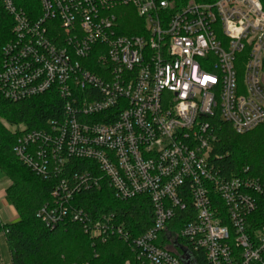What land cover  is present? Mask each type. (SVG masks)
Returning <instances> with one entry per match:
<instances>
[{
  "label": "built area",
  "instance_id": "2783aa9c",
  "mask_svg": "<svg viewBox=\"0 0 264 264\" xmlns=\"http://www.w3.org/2000/svg\"><path fill=\"white\" fill-rule=\"evenodd\" d=\"M0 1L14 21L0 92L62 100L57 119L13 146L55 181L39 219L122 237L147 264H184L168 226L191 208L178 235L207 264H264V182L249 170L223 176L211 155L216 120L239 135L264 125V0ZM126 7L137 35L121 34L116 10ZM104 183L118 200L150 201L147 232L131 239L115 216L75 204Z\"/></svg>",
  "mask_w": 264,
  "mask_h": 264
},
{
  "label": "trees",
  "instance_id": "16d2710c",
  "mask_svg": "<svg viewBox=\"0 0 264 264\" xmlns=\"http://www.w3.org/2000/svg\"><path fill=\"white\" fill-rule=\"evenodd\" d=\"M209 2L210 0H204ZM125 9H129L126 7ZM121 34L137 35L134 25L139 21L134 12L121 14ZM14 21L0 1V72L2 71L3 47L13 38ZM264 68V63H263ZM264 75V69H263ZM62 100L53 92L29 100L11 102L0 92V171L12 184L6 189L7 202L14 206L18 222L3 224L0 234L5 237L12 264H147L122 237H111L103 242L86 232L82 223H63L51 227L37 217V212L51 200L54 182L33 173L15 156L13 146L25 132L47 127L49 120L61 114ZM217 142L212 151L215 168L225 177L241 176L246 170L254 178L264 182V125L237 134L232 126L216 120ZM84 165L74 161L70 165ZM87 214L94 217L108 214L116 217L117 224H124L131 239L141 236L153 224L152 205L144 197L118 200L114 191L104 183L99 190L78 194L74 199ZM179 211L168 226L171 234L178 236L184 247L179 257L191 258V264H207L202 250H195L190 241L180 237L179 231L191 219L189 213ZM261 218V217H259ZM264 221L260 219L259 224Z\"/></svg>",
  "mask_w": 264,
  "mask_h": 264
},
{
  "label": "rangeland",
  "instance_id": "374dc122",
  "mask_svg": "<svg viewBox=\"0 0 264 264\" xmlns=\"http://www.w3.org/2000/svg\"><path fill=\"white\" fill-rule=\"evenodd\" d=\"M125 13V12H132V9H125V11H122L121 13ZM12 184L10 178H8L5 174H2L0 171V193H2L4 200L6 201V204L8 206H11L6 199V189ZM14 208V206H11ZM15 209V208H14ZM16 211V210H15ZM17 213V212H16ZM18 215V214H17ZM11 218L9 215L7 216L6 219ZM0 221H2V219L0 218ZM2 223L4 224V221H2ZM9 257H10V262H9ZM0 264H10L11 263V256L9 254V250L7 249L4 241L0 238ZM12 264V263H11Z\"/></svg>",
  "mask_w": 264,
  "mask_h": 264
},
{
  "label": "crops",
  "instance_id": "0c3cea01",
  "mask_svg": "<svg viewBox=\"0 0 264 264\" xmlns=\"http://www.w3.org/2000/svg\"><path fill=\"white\" fill-rule=\"evenodd\" d=\"M8 215L11 218L6 219ZM0 218L2 219V221H4V224H6V223H15V222L19 221L18 220V215H17L15 209L13 207L8 206L6 204V201L4 200V197H3L2 193H0ZM0 238L4 241V243L6 245L5 237H4L3 234H0ZM6 247H7V245H6ZM9 254H10V252H9ZM9 262H10V257H9Z\"/></svg>",
  "mask_w": 264,
  "mask_h": 264
},
{
  "label": "water",
  "instance_id": "95a60500",
  "mask_svg": "<svg viewBox=\"0 0 264 264\" xmlns=\"http://www.w3.org/2000/svg\"><path fill=\"white\" fill-rule=\"evenodd\" d=\"M185 262H186V264H191L190 256H188V255L185 256Z\"/></svg>",
  "mask_w": 264,
  "mask_h": 264
}]
</instances>
